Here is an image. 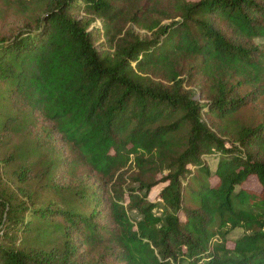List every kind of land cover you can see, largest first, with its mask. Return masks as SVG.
<instances>
[{
  "label": "trees",
  "instance_id": "16d2710c",
  "mask_svg": "<svg viewBox=\"0 0 264 264\" xmlns=\"http://www.w3.org/2000/svg\"><path fill=\"white\" fill-rule=\"evenodd\" d=\"M4 1L0 264H264V0Z\"/></svg>",
  "mask_w": 264,
  "mask_h": 264
},
{
  "label": "rangeland",
  "instance_id": "374dc122",
  "mask_svg": "<svg viewBox=\"0 0 264 264\" xmlns=\"http://www.w3.org/2000/svg\"><path fill=\"white\" fill-rule=\"evenodd\" d=\"M97 23L100 24V21L98 20ZM22 26V17L21 15L17 14L14 10H12L8 4L5 3L4 0H0V37L1 36H9L11 33L17 31L18 28ZM142 32H145V30H141ZM256 42L258 43H264V39H257ZM198 73V74H197ZM191 84L189 87L193 88L196 91V97L198 99H201V88L205 85V81L202 75L199 74V72H196L191 78ZM251 87H245V90H250ZM210 90V88H209ZM206 93V92H205ZM207 94V93H206ZM201 101H205V98H202ZM264 117V94L260 96L259 102L256 103V105H248L246 108H244L242 111L236 113L231 118L227 120H223L224 123H230V126L232 130L237 129L242 124H249V123H260L263 120ZM217 121H220V119ZM18 142V141H17ZM207 162L209 163L212 170L215 168L218 157L214 154V156H208ZM16 166V165H15ZM80 172H86L85 167L81 166L79 168ZM194 174L196 175L198 180L208 181L211 184H215L218 180L217 176L215 174H212L211 176H206L204 174H201L197 169L193 170ZM138 170L131 168L129 171V174H138ZM163 175H158L157 178L159 179ZM132 178L128 176L127 181L132 182ZM45 184V181H38L37 179H32L27 182V186L30 187L32 190L40 191L42 199H49V198H55L58 199L55 193L49 192L46 189L43 188V185ZM193 185H196L193 183ZM163 184H159L155 186L151 193H150V199H157L158 194L163 187ZM248 188L253 189H259L260 186L257 183V181L254 178H251L248 183L246 184ZM189 198H191V194H188ZM193 205L195 203L193 202ZM241 232L239 230L234 231L229 239V244H233V239L237 236H240Z\"/></svg>",
  "mask_w": 264,
  "mask_h": 264
}]
</instances>
